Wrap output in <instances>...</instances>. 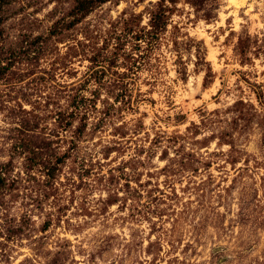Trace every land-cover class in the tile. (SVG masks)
<instances>
[{"label":"rangeland","instance_id":"1","mask_svg":"<svg viewBox=\"0 0 264 264\" xmlns=\"http://www.w3.org/2000/svg\"><path fill=\"white\" fill-rule=\"evenodd\" d=\"M0 0V264H264V0Z\"/></svg>","mask_w":264,"mask_h":264},{"label":"trees","instance_id":"2","mask_svg":"<svg viewBox=\"0 0 264 264\" xmlns=\"http://www.w3.org/2000/svg\"><path fill=\"white\" fill-rule=\"evenodd\" d=\"M107 0H79L73 10L72 15L75 17L71 24L78 20V16H85L91 13L99 4L105 3Z\"/></svg>","mask_w":264,"mask_h":264}]
</instances>
